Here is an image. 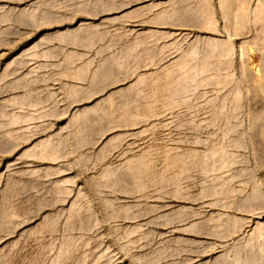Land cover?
Instances as JSON below:
<instances>
[{
	"label": "rangeland",
	"instance_id": "obj_1",
	"mask_svg": "<svg viewBox=\"0 0 264 264\" xmlns=\"http://www.w3.org/2000/svg\"><path fill=\"white\" fill-rule=\"evenodd\" d=\"M178 1L0 0V264L264 252V0Z\"/></svg>",
	"mask_w": 264,
	"mask_h": 264
},
{
	"label": "bare ground",
	"instance_id": "obj_2",
	"mask_svg": "<svg viewBox=\"0 0 264 264\" xmlns=\"http://www.w3.org/2000/svg\"><path fill=\"white\" fill-rule=\"evenodd\" d=\"M203 1V0H202ZM180 2H181V0H180ZM182 2H184V1H182ZM223 4V3H222ZM240 5V4H239ZM242 5V4H241ZM226 6V5H225ZM224 6V7H225ZM235 8V7H234ZM239 8V7H238ZM230 9V8H229ZM240 9V8H239ZM232 10H235V9H232ZM192 11H194V10H192ZM228 11V10H227ZM230 11V10H229ZM237 12V11H236ZM194 13H196V12H194ZM228 13V12H227ZM234 13V12H233ZM191 14H193V13H191ZM240 14V13H239ZM239 14H238V16H239ZM194 15H198V14H194ZM207 15V14H206ZM211 15V14H210ZM228 15H230V14H228ZM233 16V15H232ZM241 16V15H240ZM240 16L239 17H237V18H230V19H227V21H228V23L230 24V27H232V26H235V25H238V21H239V19H240ZM197 17V16H196ZM209 17V16H208ZM207 17V18H208ZM241 17H243V16H241ZM200 18V17H199ZM206 18V17H205ZM204 18V19H205ZM197 19H198V17H197ZM201 19V18H200ZM199 19V20H200ZM211 19V18H210ZM226 19V18H225ZM198 20V21H199ZM203 20V19H202ZM241 20V19H240ZM201 21V20H200ZM226 21V22H227ZM202 22V21H201ZM208 23V22H207ZM206 23V24H207ZM236 28V27H235ZM94 29V28H93ZM82 30L81 29H79V28H76V29H73V30H69L68 32H65L64 34H59V35H55V36H51V37H55V38H64L65 36H67L66 34H69L71 37H73V36H79L80 35V33H83V32H81ZM92 31V30H91ZM60 33V32H59ZM88 33V32H87ZM85 34V33H84ZM90 35V34H89ZM47 37H48V35H45V36H42V38L44 39V40H42L41 39V41H45L46 39H47ZM80 37V36H79ZM63 40H65V39H63ZM226 57V56H225ZM129 58H130V56H129ZM263 126V125H262ZM258 127V126H257ZM262 128V127H261ZM259 130H260V128H258ZM264 130V129H263ZM261 132V131H260ZM256 134V133H255ZM261 135V134H260ZM262 139H264L263 137H262ZM257 140H258V138H257ZM260 141H261V139H260ZM262 142V141H261ZM262 237H264L263 236V234L261 235ZM261 236H259V237H261ZM261 242V241H260ZM262 242H263V240H262ZM263 246V245H262ZM260 250V249H259ZM261 251H264V250H261ZM259 252V251H258ZM254 253V252H253ZM257 254V253H256ZM255 254V255H256ZM260 254V255H259ZM256 257H253V256H244V257H248V262L247 263H244V260H243V262H242V264H264V252H261V253H259ZM236 255V254H235ZM249 255V254H248ZM243 257V256H242ZM249 257H253V259H251L250 260V258ZM235 258V257H234ZM228 259V258H227ZM232 259V261H233V257L231 258ZM230 260V259H229ZM234 260H237V261H239L238 259H234ZM246 260V259H245ZM250 260V261H249ZM230 262V261H229ZM236 262V261H235ZM230 263V264H241V263ZM246 262V261H245ZM223 263H226V262H224V260H223Z\"/></svg>",
	"mask_w": 264,
	"mask_h": 264
},
{
	"label": "crops",
	"instance_id": "obj_3",
	"mask_svg": "<svg viewBox=\"0 0 264 264\" xmlns=\"http://www.w3.org/2000/svg\"><path fill=\"white\" fill-rule=\"evenodd\" d=\"M182 1H184V2H182ZM193 1H195V0H181V2H180V0L178 1V5H180V6H182V4H184V3H188V2H193ZM204 2V0L202 1V0H196V2ZM233 0H220V4H219V7H218V9L220 10H223L224 11V13H223V17H225L226 19H225V22L227 21V19H230V18H237V17H239L238 16V13L237 12H234L233 13V11L234 10H232V9H235V10H237L238 8H234V6H232L231 7V5H232V2ZM223 3V4H222ZM226 5V6H225ZM225 6V7H224ZM183 7V6H182ZM181 7V8H182ZM230 8V9H229ZM228 10V11H227ZM230 10V11H229ZM228 12V13H227ZM195 14H198V12L197 13H195ZM228 14H230V15H228ZM233 15V16H232ZM197 17H198V19H204L205 17L207 18L208 17V15H206V14H204V12L203 11H201V13L199 12V14L198 15H196ZM237 16V17H236ZM196 17V18H197ZM200 17V18H199ZM200 19V20H201ZM226 24H228L229 25V23H228V21L226 22Z\"/></svg>",
	"mask_w": 264,
	"mask_h": 264
}]
</instances>
